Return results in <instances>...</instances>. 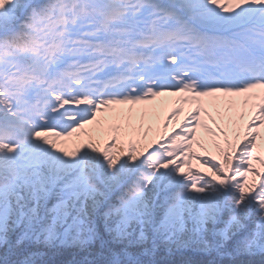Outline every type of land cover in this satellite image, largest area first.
<instances>
[{"label": "snow or ice", "instance_id": "1", "mask_svg": "<svg viewBox=\"0 0 264 264\" xmlns=\"http://www.w3.org/2000/svg\"><path fill=\"white\" fill-rule=\"evenodd\" d=\"M243 76L252 79L234 82ZM231 89L264 92V0H0V264L42 262L33 244L88 251L97 240L105 264H156L158 239L169 255L188 248L178 238L188 221L205 256L264 257L259 163L214 187L171 152L146 164L149 148L125 164L102 147L46 139L67 140L106 104ZM97 212L122 245L107 255ZM91 255L81 264H95Z\"/></svg>", "mask_w": 264, "mask_h": 264}, {"label": "rangeland", "instance_id": "2", "mask_svg": "<svg viewBox=\"0 0 264 264\" xmlns=\"http://www.w3.org/2000/svg\"><path fill=\"white\" fill-rule=\"evenodd\" d=\"M234 92L237 94L232 97L227 98L229 91L217 100L212 93L193 97L190 92L195 100L190 102L186 91H177L173 95L151 97V104L133 103L113 110L103 105L100 108L106 111L87 124L85 130L70 134L67 140L52 133L46 139L61 146L76 141L90 148L102 147L107 155L129 153L131 144L136 150L141 147L136 157L152 148L144 159L146 164L153 157L159 158L162 152H171V160L192 170L194 179L215 182L219 174L209 162L216 168L221 166L222 158L217 157L221 146H228L231 152L247 147L251 160L264 162V155L254 154L257 140L264 141V93L231 91ZM172 96L176 97L174 102Z\"/></svg>", "mask_w": 264, "mask_h": 264}, {"label": "trees", "instance_id": "3", "mask_svg": "<svg viewBox=\"0 0 264 264\" xmlns=\"http://www.w3.org/2000/svg\"><path fill=\"white\" fill-rule=\"evenodd\" d=\"M87 127H82V130H85ZM90 148V147H89ZM94 148V146L92 147ZM130 152L126 153L124 151L125 156V164H127L128 161H130L133 157H136L137 153L141 151V147L138 146V149H135V146L131 144L130 146ZM144 150V147H142V151ZM230 148L228 146H221L217 150V157L220 159L222 158L221 166L216 168V165L213 164V162H209L210 165L214 169H217V173L219 174V178L227 179L229 187L233 183V178H235V174H237V169H243L246 168L247 161L249 158V148L245 147L240 152L233 150L231 152ZM231 152V153H230ZM113 154L109 155L112 157L121 155L120 153L112 152ZM127 154V155H126ZM88 155L91 157L98 158V155L96 153L89 151ZM153 163V158L151 159V162L149 164ZM217 164V163H216ZM235 165V167H230L229 165ZM262 167H264V162L259 163ZM258 167V165H257ZM216 171V170H214ZM207 182V181H203ZM236 183H239V181H235ZM214 187H219V185H216L215 182H212ZM54 201H50V204ZM90 201H84V203H89ZM80 206V201H76V207ZM102 211V209H101ZM93 219L96 222V225L99 229L100 235L103 237L105 241H109L105 245L104 253L107 255L109 248H119L122 245H116L112 244L110 242V237L104 233L103 230V221L100 218V213L97 212ZM194 227L193 223L191 221H188L185 224V231L183 233L178 234V238L182 241L188 242V248L184 249L182 251H176L175 245H172L173 247V254L169 255L167 251V247L165 246L164 242L161 240H157V244L159 245V250L156 254V264H211L212 261L215 262V264H237V261H242L244 264H264V257L257 254L256 256H242L237 258L236 261L230 260L227 257H224L221 259L220 257L213 254L211 257L205 256L202 253H199L195 251V248L197 247L195 241L197 239L196 234L191 231V229ZM209 228H212V225H208ZM149 237L151 238L152 233L149 231ZM205 238L207 239H213L210 234H205ZM14 239V236H13ZM58 243V242H57ZM148 248L152 247L151 239L149 242L145 245ZM232 246V242H229L228 247L230 248ZM27 248V246H26ZM27 250H40L46 253V255L43 258V261L37 260V264H81L83 258L88 255V251L92 252L93 255L89 256V259L95 261V264H105V261L96 256L95 253H98L100 249V242L97 240L93 245L89 246L88 251H81L78 247L75 246H66V247H55V248H47L41 245L39 249H37L36 245H31L30 248H27ZM136 249H133L135 251ZM24 251V249H17V253H21ZM6 259H16L17 256H7L5 254Z\"/></svg>", "mask_w": 264, "mask_h": 264}, {"label": "bare ground", "instance_id": "4", "mask_svg": "<svg viewBox=\"0 0 264 264\" xmlns=\"http://www.w3.org/2000/svg\"><path fill=\"white\" fill-rule=\"evenodd\" d=\"M175 98H176V97H173V96H172V97H171V101L174 102Z\"/></svg>", "mask_w": 264, "mask_h": 264}]
</instances>
